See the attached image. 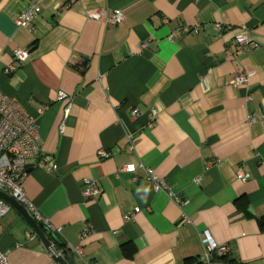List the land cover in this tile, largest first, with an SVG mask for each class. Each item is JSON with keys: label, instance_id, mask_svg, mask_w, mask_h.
<instances>
[{"label": "crops", "instance_id": "0c3cea01", "mask_svg": "<svg viewBox=\"0 0 264 264\" xmlns=\"http://www.w3.org/2000/svg\"><path fill=\"white\" fill-rule=\"evenodd\" d=\"M33 3L32 28L16 27ZM115 10L117 26L90 18ZM0 92L35 119L37 162L57 165L30 169L23 190L68 264H205L204 234L228 249L211 264H264V0H0ZM59 92L72 103L62 132ZM0 225L9 264H58L16 210Z\"/></svg>", "mask_w": 264, "mask_h": 264}, {"label": "built area", "instance_id": "2783aa9c", "mask_svg": "<svg viewBox=\"0 0 264 264\" xmlns=\"http://www.w3.org/2000/svg\"><path fill=\"white\" fill-rule=\"evenodd\" d=\"M40 8L38 4H31L25 11L21 12L14 20L15 26L19 28L31 29L32 23L39 15ZM90 18L102 23L105 27L117 26L122 23L123 15L121 11L115 10L111 14L99 11L90 15ZM217 30H221V26H216ZM190 29L183 28L180 32L187 33ZM197 32L198 27L192 29ZM179 33V31L177 32ZM234 44L237 50H241L249 47V40L246 36V31L241 30L235 33ZM28 58V52L17 50L14 52L13 59L15 62H24ZM15 71L13 66L8 67L5 70L6 74H11ZM247 82V76L245 74H237L234 77L233 84L235 86L243 85ZM59 102H65L64 120L60 125V131L62 132L66 117L68 116L72 103L71 98L62 92L57 95ZM150 119L153 122L156 118V112L152 110L150 112ZM41 114V111H38ZM140 117V112L137 109H133L130 112V118L137 120ZM128 140L132 144L134 141L132 135H128ZM41 156V149L38 144V129L36 121L33 117L29 116L22 106L14 99L9 98L0 92V192L6 193L12 199L19 204L23 205L29 215L35 220L36 223L44 226L49 232L59 235V231L51 227L44 219H42L34 206L27 201L24 190L23 182L28 176L30 169L40 168L46 172H54L57 169L55 162L49 157H43L37 162V159ZM101 158H107L108 154L105 151L99 152ZM137 169H142L145 172L147 180L152 184L155 192L160 191L166 187L164 180L156 176L153 170L139 166V168L126 165L123 166L120 171L125 173H135ZM237 180L245 182L248 179V175L243 172L236 174ZM199 182V179L196 180ZM96 187L88 185L84 195L86 197L93 196L97 193ZM179 202V201H177ZM180 204V202H179ZM11 207L5 202L0 200V222L10 212ZM131 215L126 216L125 220L129 221ZM184 224L190 223L189 220L184 218L182 220ZM90 233L89 230H85L82 233L81 238L84 239ZM36 236L34 234H28V240H34ZM0 239H1V225H0ZM202 243L205 247L203 255L204 263L211 264L213 254L223 256L227 254L228 249L226 246H217L213 240L204 234ZM72 253L81 256L80 247H67ZM51 254L54 256H60L51 247ZM0 264H9L7 260V254L0 252Z\"/></svg>", "mask_w": 264, "mask_h": 264}, {"label": "water", "instance_id": "95a60500", "mask_svg": "<svg viewBox=\"0 0 264 264\" xmlns=\"http://www.w3.org/2000/svg\"><path fill=\"white\" fill-rule=\"evenodd\" d=\"M0 200L8 204L12 209L16 210L23 217L34 235L39 238L45 248L51 252V244L48 242L41 228L38 226L35 220L29 215L25 207L3 192H0ZM54 258L58 264H68L61 256L54 255ZM68 259L69 261H72L71 255L68 256Z\"/></svg>", "mask_w": 264, "mask_h": 264}, {"label": "trees", "instance_id": "16d2710c", "mask_svg": "<svg viewBox=\"0 0 264 264\" xmlns=\"http://www.w3.org/2000/svg\"><path fill=\"white\" fill-rule=\"evenodd\" d=\"M38 226L41 228L43 234L45 235L46 239L48 240V242L51 244V247L53 248V250L57 253H62L63 251H65V249H63L64 247L60 244L59 242V237L51 232H49L44 226H42L41 224L37 223ZM215 255V254H213ZM221 258L223 257H218V259L221 260Z\"/></svg>", "mask_w": 264, "mask_h": 264}]
</instances>
